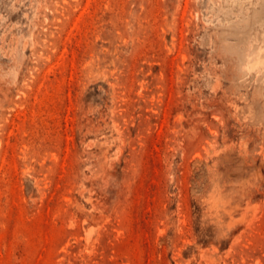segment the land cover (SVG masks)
<instances>
[{
  "label": "rangeland",
  "instance_id": "rangeland-1",
  "mask_svg": "<svg viewBox=\"0 0 264 264\" xmlns=\"http://www.w3.org/2000/svg\"><path fill=\"white\" fill-rule=\"evenodd\" d=\"M0 264H264V0H0Z\"/></svg>",
  "mask_w": 264,
  "mask_h": 264
}]
</instances>
